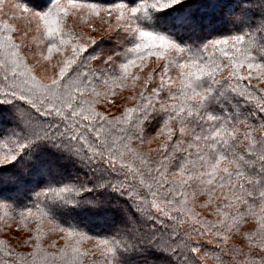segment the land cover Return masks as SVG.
<instances>
[{
    "label": "snow or ice",
    "instance_id": "1",
    "mask_svg": "<svg viewBox=\"0 0 264 264\" xmlns=\"http://www.w3.org/2000/svg\"><path fill=\"white\" fill-rule=\"evenodd\" d=\"M11 7L0 18V197L8 185L47 182L19 213L35 225L23 242L34 239L32 251L0 241L3 264H264V0ZM94 19L107 24L99 41L69 23ZM32 46L36 64L22 55ZM54 56L58 71L38 77ZM117 88L133 105L100 110ZM8 208L0 199V222ZM82 217L113 230L94 234ZM45 226L63 241L49 243L55 252L42 246Z\"/></svg>",
    "mask_w": 264,
    "mask_h": 264
},
{
    "label": "trees",
    "instance_id": "2",
    "mask_svg": "<svg viewBox=\"0 0 264 264\" xmlns=\"http://www.w3.org/2000/svg\"><path fill=\"white\" fill-rule=\"evenodd\" d=\"M12 3H15L16 0H10ZM74 21H70V25H72ZM91 23H96L99 24L98 26L101 27V32L97 37H94L99 41L101 39V36L103 35L105 29H107V24L101 23L100 20L94 19L91 21ZM94 25V24H91ZM78 27V26H77ZM93 27V26H91ZM91 27L89 30H91ZM95 27V26H94ZM79 28V27H78ZM82 28V27H81ZM77 29L75 27V31L78 33L83 32L82 29ZM98 29V28H97ZM27 38L31 39V33ZM14 40L16 43H20L21 41V33L17 32L15 34ZM25 43H27L25 41ZM35 47V46H34ZM32 46L31 49L29 48H24L23 53L25 52H30V51H37L35 48ZM110 47V45L105 46ZM99 51V50H98ZM4 53H0V58H3ZM24 56V55H23ZM56 59H59V57H55ZM28 60V59H27ZM29 62V61H28ZM30 63V62H29ZM152 65H150L148 68L145 69L143 73H141V76L144 77L147 75V73L151 70ZM54 71H58V68L53 70L51 75L54 73ZM138 71V70H136ZM39 77V76H38ZM0 82H2V74H0ZM252 83L258 84L259 82L256 80H253ZM260 88H264V83H259ZM103 91V88L101 87L100 89ZM137 91H139V87L137 88ZM117 96L114 98L115 99V104L114 108L112 110L106 109L104 105L107 104H102L99 105L100 110L106 111V112H111L113 114L119 115L120 112L123 110V107L125 105L127 106H132L133 101H128L126 98L129 95H132L133 93L128 90H121L119 88L116 89ZM252 107V105H250ZM118 108V109H117ZM117 109V110H115ZM11 127V125H9ZM156 127L155 122L153 123L152 127L148 129V135L149 137L155 135V132L153 129ZM160 143V140H153L151 145H148L147 143L144 144L141 147L142 151H148L150 148L155 149L157 145ZM41 180L44 181V183L47 182L46 178H41L37 177L35 181L32 183H29L24 186H15V185H8L3 188V193L4 195L0 197V199H6L7 202L9 203V208L7 209L8 211V216L4 218L3 222H0V241H3L6 245H8L9 248L14 249L17 253H24L26 254L29 251H32V244L36 243L34 239L30 240L29 244L25 245L23 242L26 240H29L30 237L35 235L34 232V227L35 225L32 223H29L28 228L26 229L23 225L18 223L19 220V213L23 210H26V208L32 207L35 200H36V193L41 190L43 187V183H41ZM42 199V198H41ZM206 199V197L201 196L199 197V202H203ZM197 211L201 212L204 216H206L208 219H214L212 215V209H201L197 208ZM3 215V212L0 211V216ZM208 215V216H207ZM84 219V223L80 224V227L83 229H90L92 233L98 234V235H106L109 234L113 230V226L110 222V220H107L105 218L101 217H82ZM75 223H79V221H74ZM55 240L57 242V246L59 247L60 245L63 244V241L60 240L58 234H51L47 232V226H45V235L42 237V246L50 252H55L56 250L54 248H49L48 245L51 241ZM86 247H91V244L86 245ZM206 248L212 247L211 245H205ZM7 258L4 257L3 253H0V264H3V262ZM211 261V260H209ZM212 262V261H211Z\"/></svg>",
    "mask_w": 264,
    "mask_h": 264
},
{
    "label": "rangeland",
    "instance_id": "3",
    "mask_svg": "<svg viewBox=\"0 0 264 264\" xmlns=\"http://www.w3.org/2000/svg\"><path fill=\"white\" fill-rule=\"evenodd\" d=\"M13 4L14 3H12L10 0H0V18H3V19H9L10 18L12 11H13L11 6ZM11 22L16 23L15 21H11ZM73 23H75L77 29H80L82 27L81 29L83 30V33L86 35H92L93 37H97L100 33H102L101 27L98 26L99 24L90 23V26H85V25H81L79 23V21H74ZM91 24H94V25H91ZM91 26H95L96 28H98V31L92 32L91 30H89V28ZM25 41L27 43H30L31 39L26 38ZM23 55L28 59L30 64H36V61L40 60V56H39L37 51H30V52H26V53L24 52ZM55 57H57V56H55ZM56 61H57L56 58H53L51 63H49L47 61H42L41 64L36 65L35 74L39 77L47 78V76L51 75V73L53 72L54 69L52 68V64H55ZM104 106L108 110H112L115 107L114 105H104ZM117 109H115V110H117ZM204 239L206 240L207 237H205ZM207 264H212V262L208 261Z\"/></svg>",
    "mask_w": 264,
    "mask_h": 264
}]
</instances>
